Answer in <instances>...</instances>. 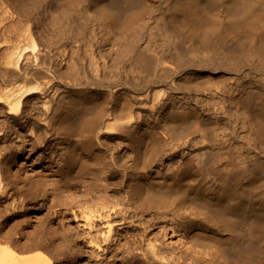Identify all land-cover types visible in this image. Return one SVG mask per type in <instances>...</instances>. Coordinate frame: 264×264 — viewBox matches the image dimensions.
<instances>
[{"label":"bare ground","instance_id":"bare-ground-1","mask_svg":"<svg viewBox=\"0 0 264 264\" xmlns=\"http://www.w3.org/2000/svg\"><path fill=\"white\" fill-rule=\"evenodd\" d=\"M150 1L0 0V264H53L54 253L75 264L96 249L89 264H264V0H156L159 11ZM161 24L180 57L140 48ZM112 40L131 52L116 57L115 79L79 82L81 42L94 54ZM55 50L71 52L73 72ZM222 54L248 70L241 87L222 84L227 73L187 76ZM38 95L37 131L9 142L27 132L24 102ZM48 144L47 164L12 179L18 157ZM23 220L27 249L47 251L11 245Z\"/></svg>","mask_w":264,"mask_h":264},{"label":"rangeland","instance_id":"rangeland-1","mask_svg":"<svg viewBox=\"0 0 264 264\" xmlns=\"http://www.w3.org/2000/svg\"><path fill=\"white\" fill-rule=\"evenodd\" d=\"M149 4L151 5L152 9L155 11H159L160 6L159 3L156 0H151L149 2ZM64 11L67 10L66 12H70L69 9H67V6L63 7ZM55 13H61V12H55ZM46 17V16H45ZM83 17V16H82ZM84 20L89 21L88 17L84 16L83 17ZM228 16L226 13V20H225V24L229 25V21H228ZM50 19L49 18H45L43 20V23H49ZM45 25V24H44ZM43 28V26L41 27ZM40 33V32H39ZM78 33L82 34V29H78ZM41 34V33H40ZM90 42L94 43L95 41L91 38ZM178 40V39H177ZM84 42H81V44L84 46L81 50V57L83 58V62H84V66H85V70L87 73L88 78H83L81 79V81L83 84H94V85H98V86H104V85H110L111 82L115 79V73L119 70V65H120V59H116V57H120V58H128V55L131 52H124L120 53V50H123V46H120V43H117L116 41L112 40L109 43H105L102 46H99L98 44H96V49H95V53L91 54L90 51L86 50V46L85 44H83ZM139 46L141 49H146L148 51V53L151 54V56L154 55H174L177 57H180L178 50L175 47V40L174 38L169 34V32L167 31V29H165V27L161 24L158 26H155L154 28V35H153V39L152 41L149 40H142L139 43ZM39 48L43 51H45L47 49V46L45 43H39ZM70 49V46L68 47ZM54 53V54H53ZM53 58L56 60L57 63H61L63 62V66H64V70H66L68 73L73 72L72 70L66 69V67L68 66V62H70V64H72L73 62L75 63V60L73 58V55L71 54V52H67L66 54L63 53H57L56 50L52 52ZM186 57H188V59H192L191 54L187 55ZM221 59V60H219ZM218 63H216L215 65H213V67H215V69L212 67V65H196L194 66L193 69H190L188 72L187 76H193L194 78H199V77H203L205 75H209V74H224L227 73V75L231 76L232 79L231 81H225L222 82V84L230 86V87H235V88H239L241 87V85L243 84V82L245 81L244 78L245 74L248 72V70H246L245 68H242L240 66L239 61L240 59L234 58L231 60H226V55L222 54L221 58H219ZM124 60V59H123ZM56 63V64H57ZM170 63L176 64V62L174 61V58L170 61ZM74 66V65H73ZM121 71V70H120ZM75 72V71H74ZM137 73L136 72H132L129 71L128 75L130 77H134ZM254 75V74H253ZM251 75V76H253ZM184 78L186 77V74L183 75ZM215 82V81H214ZM184 86H186L187 84H183ZM160 87V86H159ZM127 95L132 96V92L131 89L129 87H126L123 89ZM39 98L34 99L32 101V99H27L24 102V106H23V112H22V116H24V119H22L21 121L26 120L27 118V122H25V125H27L28 121L30 124V127L28 128L26 133L21 134V132H19V134L17 132L14 131H10L8 134H10L9 136H6L5 138L7 140H9V142L14 141V143H23L24 141H26V144L28 143V141H30V138L32 135L35 134V132L37 131V122H41L43 115V110H42V105L37 104L39 102V100L43 99L41 96L38 95ZM205 99V98H204ZM36 103V104H34ZM33 106H36V108H33ZM10 120L13 121L14 117L12 115H10L8 117ZM19 135V136H18ZM104 140L107 139L106 137L103 138ZM50 144V143H49ZM41 146V147H36L34 149H32L31 145L28 146L29 149H32V151H26L25 152V156L24 157H18L17 160L15 161L14 164H12V172H11V177L12 179H16V177H14V174H17V172L20 173V175H22V177H25L27 175H34L36 173L39 167L43 166L44 164H47L50 160H51V155L54 152V155L56 154L55 152L57 151V148H49L48 146ZM117 145H112L109 144L110 147V152H117L119 149H121V147H116ZM16 150V148H15ZM126 150V149H124ZM122 150V153L123 151ZM186 152L188 151V149L185 150ZM27 153V154H26ZM193 154H185L183 158L184 161L188 160L189 158H192ZM15 155L12 154V156H9V158H14ZM28 157V158H27ZM28 164V165H27ZM195 172V176H194V180L195 181H199L201 179V174L200 171L197 172L196 167H194L193 169V173ZM213 179V176H209L207 178V181H211ZM12 194V193H11ZM10 194V196H12ZM11 198V197H10ZM12 199V198H11ZM12 201V200H11ZM10 201V202H11ZM8 202H4V204H6ZM14 211L12 210L11 213H13ZM30 216L34 217V213L32 212ZM25 218V217H23ZM22 219V218H21ZM20 219V220H21ZM25 220L21 221L22 225H18L17 228L15 229L16 233H14V237H15V241L11 243V245H13L16 250L20 253H25L29 252V253H33L32 255H35L36 253H38L41 250L47 251L46 248H38V249H27V247L30 246V244L32 243V241L27 240L30 236L27 235L26 232L32 230V228H28L26 225L27 224L24 222ZM77 222V221H76ZM75 222V223H76ZM15 222H12L8 227L4 228V233L6 232V230H9L8 228H10L11 226L14 225ZM75 225V227L80 226L77 222ZM0 226H2V224H0ZM59 221H56V223L53 225V229L56 230L57 228H59ZM124 228L125 226H120L119 228ZM13 228V229H14ZM26 228V230H25ZM158 232V230H156ZM25 232V233H24ZM28 237V238H27ZM31 239V238H29ZM172 239L170 238V236H167L164 241L166 243L170 242ZM16 242V243H15ZM29 242V244H28ZM15 243V244H14ZM20 243V244H18ZM17 244V245H16ZM28 244V246L26 245ZM16 245V246H15ZM25 245V246H22ZM20 246V247H19ZM27 246V247H26ZM18 247V248H17ZM24 248L25 250L23 251L22 248ZM34 250V251H33ZM39 250V251H37ZM33 251V252H32ZM98 251V252H97ZM36 252V253H35ZM52 253V252H51ZM50 253V254H51ZM94 253V252H93ZM101 254V250L96 249L95 250V255L94 257L92 255H89L87 257H85V259H80L77 258L75 264H89V260L90 261H94V258L97 256L98 259V255L97 254ZM50 256H52L51 258H53V264H66L68 263V259H70V257H65L62 255L56 256L55 253L51 254ZM62 256V257H61ZM90 256H92L91 258H89ZM80 259V260H79ZM82 261H84L85 263H82Z\"/></svg>","mask_w":264,"mask_h":264}]
</instances>
